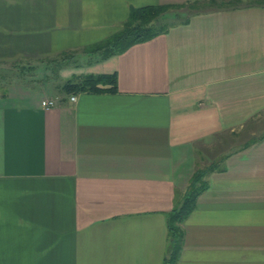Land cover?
<instances>
[{
	"label": "crops",
	"instance_id": "crops-1",
	"mask_svg": "<svg viewBox=\"0 0 264 264\" xmlns=\"http://www.w3.org/2000/svg\"><path fill=\"white\" fill-rule=\"evenodd\" d=\"M233 1L0 0V264H163L200 172L176 264H264V0ZM158 5L194 11L90 53ZM87 74L116 90H63Z\"/></svg>",
	"mask_w": 264,
	"mask_h": 264
},
{
	"label": "trees",
	"instance_id": "trees-1",
	"mask_svg": "<svg viewBox=\"0 0 264 264\" xmlns=\"http://www.w3.org/2000/svg\"><path fill=\"white\" fill-rule=\"evenodd\" d=\"M235 2V0L233 1ZM172 5L147 6L132 8L121 29L95 46L90 47V53H99L100 59H107L114 55H120L131 46L149 41L157 36L165 34L170 25L159 24ZM187 19L183 21L185 24ZM63 60V59H62ZM65 60V59H64ZM65 92H114L116 90V75H74L62 86ZM205 173H197L184 195L181 203L174 207L167 216V230L169 237V249L163 264H176L182 245L183 230L181 225L192 212L196 205L198 195L207 187L204 179Z\"/></svg>",
	"mask_w": 264,
	"mask_h": 264
},
{
	"label": "rangeland",
	"instance_id": "rangeland-1",
	"mask_svg": "<svg viewBox=\"0 0 264 264\" xmlns=\"http://www.w3.org/2000/svg\"><path fill=\"white\" fill-rule=\"evenodd\" d=\"M194 9H190L188 8V6H177V7H173L171 8L168 12H170V14L165 17V18H162L159 20V24H172V23H176V22H181L183 21L189 13L193 12ZM15 66L11 67L12 69L14 68ZM7 69H10L9 67H6ZM15 69V68H14ZM50 68H47L46 70H48ZM45 69H40V68H36L34 69V72H29V73H26L27 75H31V74H34V76H41L42 75V72H44ZM21 71V72H19ZM24 68H20L18 67L17 70H15L16 73L20 74V73H23L24 74ZM27 75H25V77H27ZM21 80H23L22 76H20Z\"/></svg>",
	"mask_w": 264,
	"mask_h": 264
},
{
	"label": "built area",
	"instance_id": "built-area-1",
	"mask_svg": "<svg viewBox=\"0 0 264 264\" xmlns=\"http://www.w3.org/2000/svg\"><path fill=\"white\" fill-rule=\"evenodd\" d=\"M70 100L71 101H75V98L71 97ZM57 102H58V99H44L41 102V107L44 110H48V109H51V108L55 107Z\"/></svg>",
	"mask_w": 264,
	"mask_h": 264
}]
</instances>
